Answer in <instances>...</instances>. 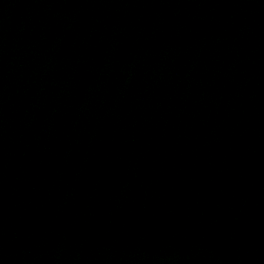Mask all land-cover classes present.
<instances>
[{"label": "water", "instance_id": "obj_1", "mask_svg": "<svg viewBox=\"0 0 264 264\" xmlns=\"http://www.w3.org/2000/svg\"><path fill=\"white\" fill-rule=\"evenodd\" d=\"M0 264H264V0H0Z\"/></svg>", "mask_w": 264, "mask_h": 264}]
</instances>
